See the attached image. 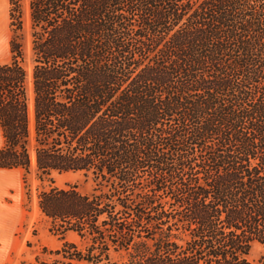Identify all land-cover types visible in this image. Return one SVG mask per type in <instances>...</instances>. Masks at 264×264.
I'll return each mask as SVG.
<instances>
[{
    "label": "trees",
    "instance_id": "16d2710c",
    "mask_svg": "<svg viewBox=\"0 0 264 264\" xmlns=\"http://www.w3.org/2000/svg\"><path fill=\"white\" fill-rule=\"evenodd\" d=\"M9 16L0 169L95 183L38 192L50 232L82 245L35 264H264V0H10Z\"/></svg>",
    "mask_w": 264,
    "mask_h": 264
},
{
    "label": "rangeland",
    "instance_id": "374dc122",
    "mask_svg": "<svg viewBox=\"0 0 264 264\" xmlns=\"http://www.w3.org/2000/svg\"><path fill=\"white\" fill-rule=\"evenodd\" d=\"M12 36L9 16L5 35L0 36V64L8 63L11 60L10 41ZM23 41L27 53L25 67L31 72L33 64L27 22ZM3 143L4 138L0 131V147ZM52 179L54 183L40 182L34 169L30 174H26L21 169H15L9 171L6 183H0V193L7 192L5 199L0 201V240L4 241V248L9 249V257L0 258V264H35V259L38 256L43 260L47 259V255L43 253L45 248L49 251L58 250L64 241L82 245L81 239L75 233H67L63 240L50 232L49 221L39 210L37 195L40 190L49 188L50 185L60 188L77 186L82 193L88 194L95 188V183L91 178L85 177L83 173H54ZM2 221H6L4 226H2ZM262 252L263 248L259 244H255L250 260H258Z\"/></svg>",
    "mask_w": 264,
    "mask_h": 264
},
{
    "label": "crops",
    "instance_id": "0c3cea01",
    "mask_svg": "<svg viewBox=\"0 0 264 264\" xmlns=\"http://www.w3.org/2000/svg\"><path fill=\"white\" fill-rule=\"evenodd\" d=\"M9 8H10V0H0V36L5 35V32H6V26H7L8 20H9V10H10ZM4 64H6V63H4ZM0 131L2 132L1 128H0ZM2 136H3V133H2ZM3 146H4V143L0 147V149ZM9 171H11V170L0 169V183L1 182L3 184L6 183V181H7L6 177L8 176ZM6 196H7V192L2 191L0 193V201H3ZM2 206H3V204H2ZM5 222L6 221H2V226L5 225ZM0 243H2V245H0V258H8L9 257V249L4 248V246H3L4 241L0 240Z\"/></svg>",
    "mask_w": 264,
    "mask_h": 264
}]
</instances>
